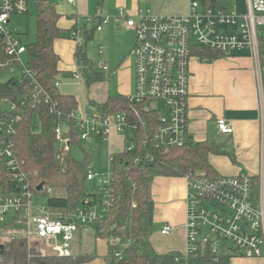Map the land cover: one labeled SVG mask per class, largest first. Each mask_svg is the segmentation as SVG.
I'll return each instance as SVG.
<instances>
[{
  "label": "built area",
  "instance_id": "1",
  "mask_svg": "<svg viewBox=\"0 0 264 264\" xmlns=\"http://www.w3.org/2000/svg\"><path fill=\"white\" fill-rule=\"evenodd\" d=\"M77 5L78 0H65ZM31 0H0V48L9 58L0 62V70L23 69L22 80L30 82L29 92L19 88L14 96H0V172L13 176V186L0 193V219L24 227L28 240L44 241L58 256H71V242L81 225H92L108 219L114 204L112 187L114 156L109 154V170L100 174L90 166L87 179L93 181L100 197L97 202L86 199V206L62 217L38 200L26 173L22 170L16 153L18 125L26 110L42 104L55 111L56 103L36 80L27 63V43L10 26L12 14L29 11ZM93 17L84 18L87 24ZM135 32V91L126 96L131 102L141 103L153 117L145 118L134 112L130 121L124 113L105 117L97 113L75 116L79 137L87 140L91 135L110 140L113 130L124 135V152L134 151L141 143H148V135L139 137L140 129L147 127L154 135L158 147L169 149L183 146L191 141L188 130V97L190 61L199 49H209L225 56L247 52L255 61L256 73L262 96H264V0H248L247 11L240 13L228 2L206 4L203 0H191L187 14H156L150 9L134 14L120 7L115 15ZM108 18L99 20L101 29ZM77 29L71 37L79 40L83 28L77 20ZM12 61L18 65L12 64ZM98 68L105 69L104 61ZM79 78L80 75L75 74ZM59 86V82H56ZM157 119V125L148 124ZM67 122L55 128L59 145L68 151L70 138L64 130ZM223 133L231 134L233 126L225 119H218ZM151 127V128H150ZM150 155H145L149 157ZM264 162V157H263ZM187 193V245L176 261L186 260L189 255L211 250L218 261L221 255L236 254L260 257L264 252V167L256 189L252 175L237 172L234 175L189 177ZM50 193L52 190H46ZM116 227V224H114ZM174 227L167 223L160 229L162 235H170ZM228 242V253H220V247ZM121 252H117L120 255Z\"/></svg>",
  "mask_w": 264,
  "mask_h": 264
},
{
  "label": "trees",
  "instance_id": "2",
  "mask_svg": "<svg viewBox=\"0 0 264 264\" xmlns=\"http://www.w3.org/2000/svg\"><path fill=\"white\" fill-rule=\"evenodd\" d=\"M206 4H217L230 0H203ZM36 37L34 42L27 43V66L36 80L50 95L52 103H56L55 111L50 105L42 104L37 108L29 107L18 125L16 135V153L20 159L22 170L26 173L35 189L38 200L46 204L57 217L65 213H74L86 206V199L97 202L100 197L95 186H87L88 169L92 157L87 155L84 161H78L71 155L70 149L65 151L57 140L55 128L59 123L67 122L65 135L73 143H80L79 131L75 116L79 109V101L74 94L62 93L56 86L60 74V56L55 50L56 39L63 36L60 27L62 14L55 4L46 0H37ZM82 26L83 34L78 43L76 58L85 67L84 79L88 86L94 82L107 80L110 76L105 69L94 67L87 57L86 45L94 38L99 21ZM78 22L72 31L77 29ZM204 61H213L224 57L223 53L199 49L195 52ZM0 48V62L8 61ZM12 64L18 65L12 61ZM4 69L0 70V96H14L18 89L29 92L30 82L27 79L11 77L2 81ZM90 104L97 106V114L105 117L114 113H126L130 121L134 120V112L139 111L145 118L154 115L147 111L141 103L131 102L126 96H110L103 103ZM38 117L41 127L37 131L35 118ZM157 125V119L148 124ZM151 128V127H150ZM139 137L148 135V143H141L131 152H114L112 187L114 188V204L107 220L92 224L96 236L107 242L106 264H231L230 255H221L218 261L211 250L189 255L186 260L176 261V256L183 251L171 250L165 253L156 251L152 244L154 233L155 201L152 186L157 176H219L209 161L212 152H224L213 142L190 141L183 146L166 149L158 147L154 135L147 127L141 128ZM71 148V147H70ZM150 155L145 157V155ZM13 176L7 171L0 172V193L13 186ZM52 191L48 193L46 190ZM88 206V205H87ZM86 206V207H87ZM116 224V227H114ZM4 225L15 226L14 222L4 221ZM87 226V225H84ZM83 225L79 228L82 229ZM0 248V264H84L93 255L58 256L55 253H43L33 247L24 235L11 237L2 241ZM121 252L117 255V252Z\"/></svg>",
  "mask_w": 264,
  "mask_h": 264
},
{
  "label": "crops",
  "instance_id": "3",
  "mask_svg": "<svg viewBox=\"0 0 264 264\" xmlns=\"http://www.w3.org/2000/svg\"><path fill=\"white\" fill-rule=\"evenodd\" d=\"M230 3L240 13L247 11L248 0H230ZM60 6V9L56 6L62 14L60 27L63 31L65 27H70L68 29L71 31L70 37L77 20L81 26L87 24L84 20L86 16L97 17L98 21L108 18L107 23L95 31V33L101 32L100 36L108 38V40L118 28H124L134 34V43L131 41L130 46L126 47L127 50L124 52L127 55L118 63L119 72L127 66V59L135 46V32L115 19L119 8L124 7L134 14L147 9L156 14L169 13L167 4L161 0H78L77 5L62 0ZM66 7H71V14L64 15L62 13V9ZM73 40L76 41L75 47ZM80 40L71 37V41H67L62 36L56 39L54 47L60 56L59 68L61 71L58 76V88L62 93L74 94L79 101L77 114L86 115L93 112L87 108L88 100L84 95L85 67L80 65L76 58ZM99 54V60L95 63L91 61V64L98 67L99 61H104L107 65L105 71L110 74V78L111 65L115 66L117 61L113 59V56L109 59L105 56V52L100 51ZM190 73L188 130L191 141L196 143L208 141L218 145L224 152H212L209 155V161L217 173L219 175H234L237 172H243L252 175L258 190L261 182L260 175L264 167V96L261 94L254 59L247 52L233 53L213 61H204L195 54L190 61ZM75 74L80 77H75ZM70 76L79 80L82 95H76L77 90H71L73 85ZM134 77L136 79V75ZM124 87L123 89L120 87V89L124 91ZM68 88L69 90H67ZM134 91L135 83L133 93ZM109 97L110 95L99 101L89 98V103L90 100L95 103H103ZM220 118H225L233 126V133L226 134L220 130L218 126ZM106 142L109 154L120 152L125 145V138L121 132L113 130L110 140ZM187 193L188 181L184 176H157L154 180L152 186L155 201L154 226L155 223L158 225L160 234L163 225L169 223L174 226L172 233L166 235L165 246L158 248L152 241L154 248L160 253L171 250L182 252L186 249ZM76 236L82 237V229L76 232ZM95 239L98 244L97 248L95 247L93 251L86 254H79L94 256L84 264H106L107 242L98 238L96 233ZM230 261L231 264H264V252L260 257L230 254Z\"/></svg>",
  "mask_w": 264,
  "mask_h": 264
},
{
  "label": "rangeland",
  "instance_id": "4",
  "mask_svg": "<svg viewBox=\"0 0 264 264\" xmlns=\"http://www.w3.org/2000/svg\"><path fill=\"white\" fill-rule=\"evenodd\" d=\"M37 0H31L29 5V11L19 14H12L10 26L13 27L23 38L25 42H34L36 37V17H37ZM55 4L59 9L61 8L60 3L62 0H46ZM167 4L169 13L166 15H181L187 14L190 8L191 0H161ZM143 8V7H142ZM145 8V7H144ZM64 15L71 14V7H66L62 9ZM70 28V27H69ZM69 28L65 27L63 31V37L67 41H71ZM115 32V31H114ZM101 32H96L93 39L89 40L86 45L87 57L92 62H97L100 58L99 52H105L109 59L113 56V59L117 61L115 66L111 65L110 71L111 77L106 81L95 82L88 86L83 81L84 95L88 100V109L90 112L96 113L97 108L95 104L89 103V98H93L97 101L107 96L123 95L128 96L133 93L134 83H135V71H134V56L131 53L127 59V66L124 67L121 72H119L118 63H120L127 53L130 43H134V34L127 31L124 28H118L116 33L111 35L110 40L108 38H103L100 36ZM75 47L76 41H72ZM110 44V45H109ZM127 47V48H126ZM23 61L27 63L26 55L22 57ZM126 61V60H125ZM127 68V69H126ZM23 75V69L20 67L16 68L15 71H9L4 69L2 72L1 79L6 81L11 77L21 79ZM72 81V89L77 90L76 95H82L79 80L75 79L73 76L69 77ZM125 85V87H124ZM124 87V91L120 89ZM69 90V88L67 89ZM105 96V97H103ZM96 111V112H95ZM36 130L38 131L41 127V122L39 118L35 119ZM71 155L74 159L78 161H84L87 155L92 157L91 166L95 169L97 173L105 174L109 170V153L107 142L101 137L91 135L89 139H81L80 143H73L70 148ZM93 181H89L87 186L91 188L93 186ZM173 226V225H172ZM174 227V226H173ZM24 227L18 226H8L4 225V220L0 219V238L2 241H8L11 237L24 234ZM166 236L159 233V227L155 223L154 233L152 236V241L156 247L160 248L166 245ZM30 244L41 250L43 253H51V248L44 241L29 240ZM97 241L95 239V230L92 226L82 227V237L76 236L71 242V252L72 256H77L79 254H86L89 251H93L95 247L97 248ZM228 242H225L223 247H220V253H228L227 246ZM75 250V253H74Z\"/></svg>",
  "mask_w": 264,
  "mask_h": 264
},
{
  "label": "water",
  "instance_id": "5",
  "mask_svg": "<svg viewBox=\"0 0 264 264\" xmlns=\"http://www.w3.org/2000/svg\"><path fill=\"white\" fill-rule=\"evenodd\" d=\"M0 248L2 249L1 252H3V249H4V245H0Z\"/></svg>",
  "mask_w": 264,
  "mask_h": 264
}]
</instances>
